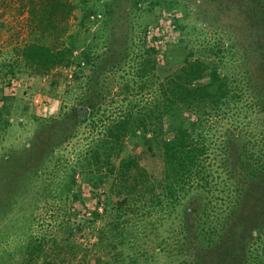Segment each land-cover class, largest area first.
<instances>
[{"label": "rangeland", "instance_id": "obj_1", "mask_svg": "<svg viewBox=\"0 0 264 264\" xmlns=\"http://www.w3.org/2000/svg\"><path fill=\"white\" fill-rule=\"evenodd\" d=\"M262 1L62 0V20L40 30L31 0H0V264H215L225 250H184L182 204L159 209L164 197L144 190L123 203L121 184L107 188L84 155L102 121L151 106L150 64L137 71L150 45L160 77L205 44L219 45L233 96L209 112L221 136L249 137L255 149L264 128ZM29 41L72 45L73 62L39 68L22 56ZM72 107L90 112L81 121ZM126 139L122 156L137 149ZM233 142L234 154L245 155Z\"/></svg>", "mask_w": 264, "mask_h": 264}, {"label": "trees", "instance_id": "obj_2", "mask_svg": "<svg viewBox=\"0 0 264 264\" xmlns=\"http://www.w3.org/2000/svg\"><path fill=\"white\" fill-rule=\"evenodd\" d=\"M30 3L39 9V13L32 10L31 23L40 30L55 28L64 16L60 8L62 0ZM262 7L264 18V0ZM70 46L52 48L44 42L29 41L21 52L27 61L47 68L73 62L69 58ZM259 46V64L264 66V34L260 36ZM214 47H217L215 51L221 50L219 45L207 43L201 54L185 57L182 65L172 68L162 78L154 72L157 65L151 53L155 49L148 46L147 58L137 71L141 74L144 65L150 64L151 106L136 112L125 108L115 117L102 121L101 137L87 146L84 159L100 173L101 181L108 179L107 188L121 184L117 194H121L123 203L135 191L144 190L149 195L164 197L159 198V209H174L182 204L178 225L184 250H225L213 261L215 264H264V128L255 149L251 148L253 142L249 137L237 136L238 141L219 134L221 131L209 111L221 104L226 107L233 95L228 93L226 76L219 72L223 54H216ZM261 89L263 106L264 88ZM88 98L78 94L75 99L84 106ZM74 109L72 116L81 121L90 112L78 114ZM183 109L185 112L180 111ZM101 118L100 115L98 119ZM91 123L95 125V119ZM129 136L134 137L133 145L137 149L122 156ZM233 140L241 143L245 155L234 154ZM93 212L97 213L96 208ZM191 221L196 222V229L191 228ZM234 250L247 251L238 255ZM206 260L200 258L201 264H207Z\"/></svg>", "mask_w": 264, "mask_h": 264}, {"label": "water", "instance_id": "obj_3", "mask_svg": "<svg viewBox=\"0 0 264 264\" xmlns=\"http://www.w3.org/2000/svg\"><path fill=\"white\" fill-rule=\"evenodd\" d=\"M85 110H86V108L83 107V108L78 109L77 112H78V113H81V112H83V111H85Z\"/></svg>", "mask_w": 264, "mask_h": 264}]
</instances>
